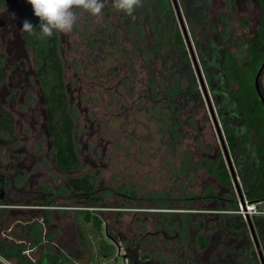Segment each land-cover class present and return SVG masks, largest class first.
<instances>
[{
  "label": "rangeland",
  "instance_id": "obj_1",
  "mask_svg": "<svg viewBox=\"0 0 264 264\" xmlns=\"http://www.w3.org/2000/svg\"><path fill=\"white\" fill-rule=\"evenodd\" d=\"M76 11L78 20L73 31L57 33L59 53L78 155L82 157L85 150L82 144L90 150L94 145L98 147L97 158L89 155V160L82 163V169L94 180L96 192L93 196L100 199L92 202L89 196L77 194L68 186L67 178L79 173L74 170L53 175L56 193L51 206L70 205L73 199L77 203L76 209L88 207L98 212L113 238L115 252L120 246L127 256H133L130 264L136 261L143 264L146 259L149 264H211L230 240L231 235L226 234L225 227L238 215L233 212L219 215L221 211L216 209L229 205L221 198L228 199L234 193L238 200V196L233 185L231 189L222 184L207 166L201 164L203 160L213 167L220 160L225 163L205 102L190 111L196 115L195 127L184 126L179 139L168 145V127L162 122L166 109L162 103L155 106L157 100L142 92L151 75L144 57L135 49L143 45L139 34L127 24L135 17L137 20L138 16L116 11L111 0H106L99 16ZM181 14L195 51L194 36L182 10ZM222 17L232 26L228 31L231 36L245 39L247 45L254 41L261 24V10L251 0H238L233 9L226 0H212L207 23L213 21L220 30ZM146 28L150 32L148 25ZM200 32L199 28L195 30L196 39L212 34L209 26L206 33L200 35ZM242 54L246 59V52L242 51ZM195 55L226 143L204 71L196 52ZM162 65L163 61L158 57L150 69L158 80L165 79L162 78ZM130 68L135 72L134 77L129 74ZM126 76L133 79V95L124 84L117 88L118 83H125ZM200 93L202 95L201 89ZM162 97L158 95L155 99ZM226 147L231 156L227 143ZM234 168L243 193L235 164ZM210 193L216 197L206 199ZM165 202L169 206H165ZM60 209L61 213L76 211ZM68 218L66 225L73 224V219ZM73 232L78 237L77 230ZM200 236L205 240L203 243ZM212 244L215 249L209 251ZM119 253L123 254L122 250ZM232 256L235 261L240 258ZM114 264H124L122 256H118Z\"/></svg>",
  "mask_w": 264,
  "mask_h": 264
},
{
  "label": "trees",
  "instance_id": "obj_2",
  "mask_svg": "<svg viewBox=\"0 0 264 264\" xmlns=\"http://www.w3.org/2000/svg\"><path fill=\"white\" fill-rule=\"evenodd\" d=\"M257 1L258 5L264 8V0ZM177 2L194 36L195 52L204 71L227 146L233 152L237 173L244 178L242 183L244 197L247 201L263 199L264 110L254 90L253 77L264 61V18L258 35L250 45L248 44L249 46L246 45L244 48L240 47L242 41H237L234 36L225 32L232 28V26H224V23H228L226 18H221L223 20L221 30L216 29L213 21L207 23L208 8L212 0H177ZM134 13L138 16V21L135 17L127 24L139 34L138 38L143 45L135 49L144 57L145 66L149 69L148 74L151 75L142 92H147L152 100H157L155 106L162 103L163 108L166 109V116L162 122L168 127L169 145L179 139L184 126L195 127L196 115L190 111L196 110L198 104L202 106L205 100L200 93L197 76L179 29L172 1L143 0L142 7L137 8ZM26 16L27 20L36 27L35 31L39 33V19L33 15L32 7L28 3ZM145 24L148 25L150 32ZM207 26L212 34H207L204 39H196L195 30L199 28L202 35L206 33ZM25 41L36 54L40 64L38 76L47 98L48 129L56 150V167L61 171H74L79 167L80 160L73 138L74 122L68 110L64 89L63 64L58 50L57 33L43 40L26 33ZM242 50L246 52V59ZM158 57L163 61L162 78L165 79L161 80L150 71L154 60ZM129 72L132 77L135 76L133 69L130 68ZM131 76H126L123 80L125 83H118L117 88L124 84L129 87V94L133 95L135 89ZM158 95L163 97L155 99ZM3 122L7 124L5 118ZM201 164L207 166L209 172L214 173L222 184L232 189L231 178L224 161L220 160L216 167L209 166L205 160ZM67 183L75 193L89 196L92 202L100 199L93 196L96 192L94 180L88 173L80 177H70ZM230 196L228 199L221 198L229 205L215 208L221 211L219 215L230 214L237 208L238 200L235 194L232 193ZM212 197L216 196L210 193L205 198ZM164 205L169 206L166 202ZM237 217L242 219L239 215ZM76 218L82 244L86 245L90 252L89 264H114L120 256L118 247L115 252L113 238L108 234V227L104 225L105 222L99 213L95 210L81 209L78 210ZM252 219L264 220V216H254ZM199 239L202 243L205 241L201 236ZM12 255L13 253H7L6 256ZM25 263L28 262L18 261V264ZM48 264L81 263L61 253L51 257Z\"/></svg>",
  "mask_w": 264,
  "mask_h": 264
},
{
  "label": "flooded vegetation",
  "instance_id": "obj_3",
  "mask_svg": "<svg viewBox=\"0 0 264 264\" xmlns=\"http://www.w3.org/2000/svg\"><path fill=\"white\" fill-rule=\"evenodd\" d=\"M226 2L233 9L238 0ZM251 3L261 10L262 21L264 8L257 0H251ZM26 12L27 0H0V264L5 260L11 264H18L19 260H26L29 264H48L56 255L57 244L53 241L50 223L52 210L56 209L51 206L56 193L53 175L66 172L56 167V150L48 129L47 98L38 76L40 64L25 41L26 33L20 30L23 21L27 20ZM226 25L231 26L229 21L224 23ZM235 39L243 42L240 47H246L245 39ZM64 89L66 94L65 84ZM67 103L70 106V102ZM4 118L7 124L2 123ZM92 133L90 137L94 135ZM84 148L90 150L89 146L82 144ZM97 149L94 145L87 153L83 150L82 157L78 155L77 177L87 174L82 163L89 160V155L97 158ZM231 158L234 161L232 151ZM240 179L243 183L244 178ZM37 221L41 222L39 235L31 231ZM229 222L225 227L228 232H225L230 233V240L211 264H262L248 222L238 217ZM251 224L264 259V220L251 219ZM238 238L239 241H234ZM210 239L213 243L211 235ZM123 243L127 244L125 240ZM123 249L118 247V250ZM214 249L212 244L209 251ZM7 253L13 255L7 257ZM232 255L240 258L235 261ZM132 257L128 254L129 260ZM146 260L143 264H149ZM134 263L138 264V261Z\"/></svg>",
  "mask_w": 264,
  "mask_h": 264
},
{
  "label": "clouds",
  "instance_id": "obj_4",
  "mask_svg": "<svg viewBox=\"0 0 264 264\" xmlns=\"http://www.w3.org/2000/svg\"><path fill=\"white\" fill-rule=\"evenodd\" d=\"M27 3L31 5L33 15L39 19V33L28 20L23 21L20 30L43 40L54 33L72 32L78 20L77 9L92 16L101 15L106 0H27ZM111 3L116 11L133 16L136 9L142 7L143 0H111Z\"/></svg>",
  "mask_w": 264,
  "mask_h": 264
},
{
  "label": "water",
  "instance_id": "obj_5",
  "mask_svg": "<svg viewBox=\"0 0 264 264\" xmlns=\"http://www.w3.org/2000/svg\"><path fill=\"white\" fill-rule=\"evenodd\" d=\"M171 1H172L174 10H175V14H176L177 19H178V22H179V26H180L185 44L187 46L189 55L191 57V61H192V64H193V67L195 70V74L197 76L199 87H200L201 92L203 94L205 104H206L207 109L209 111V115H210L212 124L214 126L219 144H220L222 152H223L225 164H226L227 170L229 172L232 185L235 189V192L238 196L239 201L242 204H244V194L242 193V190H241V187H240V184L238 181V176L235 172L234 164L232 163V158H231V156L227 150L226 143H225L223 133H222V129L220 128V124L218 122V119H217L214 107L212 105L210 96L208 94V91H207V88H206V85H205V82L203 79V75L201 73V69H200V66L198 64V61H197V58L195 55L194 48L192 47V43L190 41V37H189L187 29H186L187 27L184 23V19H183V16L181 14V10L179 8L177 0H171ZM263 70H264V61L259 65V67H258V69H257V71L253 77V86H254V90L258 96V99L261 101V104H262V107L264 110V94L262 92V87H261V75L263 73ZM246 221L248 222L249 229L251 231V235H252L254 242L256 244V249H257V254L259 256V259L261 260V263L264 264V259L262 257L261 250H260L259 245H258L257 240H256V235L254 233V229H253L252 224H251V219L247 218Z\"/></svg>",
  "mask_w": 264,
  "mask_h": 264
},
{
  "label": "crops",
  "instance_id": "obj_6",
  "mask_svg": "<svg viewBox=\"0 0 264 264\" xmlns=\"http://www.w3.org/2000/svg\"><path fill=\"white\" fill-rule=\"evenodd\" d=\"M69 203L70 205H64L68 209H63V210H76V211H66L65 213H61L62 205H58L59 207H55L56 210L52 211V216L53 219L51 220L52 224V238L53 241L56 242L57 248L55 251V254H61V253H67L68 257L71 258V260H74L76 262H79L81 264H89V259H90V252L88 251V248L86 245L82 244V239L80 235V231L78 229V224H77V215H78V209L77 208V203L73 201ZM75 200V199H74ZM59 204V203H58ZM76 206V207H75ZM59 210V211H57ZM68 212V216H66ZM71 215V216H70ZM71 217L74 221V223L70 224L69 226L66 225L67 218ZM69 219V218H68ZM41 222H36L33 226V229L31 230L32 232H36L39 235V232L41 230ZM68 224V223H67ZM20 226H23V222H20ZM73 228V230H72ZM77 230V235L72 231ZM35 233V234H36ZM42 239V238H41ZM40 241V239L38 240ZM59 247V249H58ZM64 251V252H63Z\"/></svg>",
  "mask_w": 264,
  "mask_h": 264
},
{
  "label": "built area",
  "instance_id": "obj_7",
  "mask_svg": "<svg viewBox=\"0 0 264 264\" xmlns=\"http://www.w3.org/2000/svg\"><path fill=\"white\" fill-rule=\"evenodd\" d=\"M261 87H262V92L264 94V70L261 75ZM235 214H238L243 220L246 221L247 218L252 219L254 216H264V198L259 199L256 201H247L244 197V204H242L239 199L237 201V208L232 211ZM123 254V263L124 264H129V258L122 250ZM3 264H11L10 262H7L6 260L3 262Z\"/></svg>",
  "mask_w": 264,
  "mask_h": 264
}]
</instances>
